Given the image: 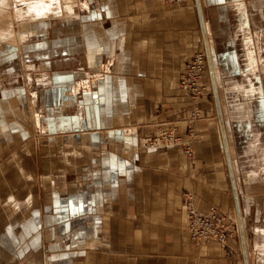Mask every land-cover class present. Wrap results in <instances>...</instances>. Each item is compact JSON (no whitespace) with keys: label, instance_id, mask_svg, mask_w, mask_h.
Segmentation results:
<instances>
[{"label":"crops","instance_id":"obj_1","mask_svg":"<svg viewBox=\"0 0 264 264\" xmlns=\"http://www.w3.org/2000/svg\"><path fill=\"white\" fill-rule=\"evenodd\" d=\"M200 1L248 261L264 264V0ZM50 2L45 16L15 19L18 43L0 55L7 64L0 76L14 81L0 85V264H246L211 73L194 107L177 85L192 56L206 50L197 1ZM21 20L33 27L21 29ZM244 35L256 43L255 74ZM219 71L227 92L246 97L237 112L228 105L229 117ZM237 76L248 83L232 85ZM253 96L256 113L239 116ZM194 115V153L142 148L144 136L170 123L188 139ZM248 123L257 128L247 132ZM238 134L247 139L243 158ZM185 191L202 212L229 218L237 235L227 248L192 240Z\"/></svg>","mask_w":264,"mask_h":264},{"label":"built area","instance_id":"obj_2","mask_svg":"<svg viewBox=\"0 0 264 264\" xmlns=\"http://www.w3.org/2000/svg\"><path fill=\"white\" fill-rule=\"evenodd\" d=\"M169 7L184 6L188 0H163ZM206 53L204 51L196 52L179 77L178 86L183 89L189 98L197 99L203 93L205 88L201 85L207 74ZM148 149H161L168 146L184 147L185 152L190 155L192 152L191 143L185 141L182 136L176 133V129L165 127L157 135L151 136L146 140ZM184 205L187 212V232L192 240L197 244H205L215 241L226 245L232 233L229 218L224 214L211 211L203 213L195 205V195L190 191L184 192ZM232 227V226H231Z\"/></svg>","mask_w":264,"mask_h":264},{"label":"rangeland","instance_id":"obj_3","mask_svg":"<svg viewBox=\"0 0 264 264\" xmlns=\"http://www.w3.org/2000/svg\"><path fill=\"white\" fill-rule=\"evenodd\" d=\"M8 1V0H7ZM188 1H190V0H188ZM11 4V6H10V8H9V6H7L8 7V10H7V12H9L10 11V14H11V12H13L14 10H15V4L12 2V0H9V5ZM11 7H13V10H11ZM18 7V6H17ZM181 7H183V6H181ZM21 8V7H20ZM4 9V8H3ZM5 12V11H4ZM6 12V13H7ZM6 13H4V14H6ZM2 15V14H1ZM7 17H5V15H3V16H0V22L3 20V22L5 21V22H9V20H7L6 19ZM17 19H19V18H17ZM11 20V19H10ZM16 22H18V21H16ZM15 22V23H16ZM6 23V24H7ZM1 34V33H0ZM202 51H204L205 52V50H202ZM206 53V52H205ZM0 55H2V51H1V53H0ZM206 63H207V73L209 74V76H210V73H209V66H208V59L206 60ZM5 63H3V61L1 60V58H0V71H1V73H2V69L4 68V66H6L7 64H5ZM207 74V75H208ZM180 75H181V73H179V75H178V79H177V85H178V81H179V77H180ZM204 81V80H203ZM201 82V85L205 88V90L203 91V93L202 94H200L199 95V97L197 98V99H191V98H189V102H190V106L192 105L193 107H194V103L196 102V104H197V102L199 101V98L202 96V95H204L207 91H208V88H206V84L204 83V82ZM232 81L234 82L232 85H237V84H240V83H245V82H247L248 83V81H246L244 78L242 79V77L241 76H237L236 78H234V79H232ZM231 80L229 81V82H232ZM13 82L14 81H12V80H9V76H0V85H3L4 86V84L5 85H8V84H13ZM229 82H227V83H229ZM251 84H253L251 81H250V85ZM218 85H219V88H220V91H221V100H222V102H223V104H224V110H225V112L227 113V116H228V105L230 106V109H232L233 110V113H234V111H239L240 110V106H239V104L237 103V101L239 100V99H241V100H243V99H245L246 97L243 95V93L240 91V90H238V88L235 90V91H231V90H228V92H227V87H226V73H224V72H218ZM254 87V85L251 87V88H253ZM250 88V89H251ZM228 89H229V87H228ZM253 90H255L254 88H253ZM246 92V91H245ZM257 96H253L252 97V100H251V102H250V107H249V109H247L246 111H244L243 113H241V114H238L239 116H242V115H252L253 113H256L255 112V102L253 101V99H255ZM194 102V103H193ZM234 102V107L232 106L231 107V105H230V103H233ZM192 107V108H193ZM233 113H231V114H233ZM236 114V113H235ZM229 117V116H228ZM197 117H195V115L193 116V117H189V120H188V122H189V125H188V128H187V130H188V132H189V138L188 139H184V137L180 134V132H181V130H180V126L178 125V124H176V123H170L169 124V127H172V128H175L176 129V133L179 135V136H182V138L185 140V141H187V140H189L190 141V143H191V147H192V152L194 153L195 152V149H196V147H195V140H196V136H197V132H196V124H195V121H197ZM253 123V122H252ZM242 125V124H241ZM250 126V128L248 129V127H246V126H243V128L245 129V130H247V132H253L256 128H257V126H253V129H252V124H247V126ZM166 127V126H165ZM255 127V128H254ZM164 128H159L158 130H157V132H152L151 133V135H148V136H144L143 137V139H142V148H145L146 150L148 149L147 148V145H146V140L148 139V138H151V136H155V135H157L161 130H163ZM239 129H241V127L239 128ZM236 130V131H240V132H242L241 130ZM254 133H256V131L254 132ZM238 135L240 136V137H238ZM238 135H236L237 137H238V140H236V145H237V150H238V153L240 154V156L243 158L244 157V153H245V151H246V148H244V145H243V141H246L247 139H245V138H243V136H242V134H238ZM191 136V137H190ZM258 146V145H257ZM256 146V147H257ZM174 148H177V149H181V151L182 152H184L185 154H187L186 152H185V150H184V147L182 146H180V147H176V146H168V147H166V148H161L160 150H167V149H174ZM148 150H150V149H148ZM159 150V149H158ZM188 155V154H187ZM240 156L238 157V159H240ZM186 192V191H185ZM191 193H193L194 195H195V193L193 192V191H190ZM195 199H196V195H195ZM203 213H205V212H203ZM230 229H231V231H232V233H233V231H235L234 233H236V229L234 230V228L233 227H231L230 226ZM237 235V233L235 234V235H233V236H230V238H229V240L227 241V243H226V245H222V244H220L222 247H225V248H227V244L229 243V241L231 240V239H233L235 236Z\"/></svg>","mask_w":264,"mask_h":264},{"label":"bare ground","instance_id":"obj_4","mask_svg":"<svg viewBox=\"0 0 264 264\" xmlns=\"http://www.w3.org/2000/svg\"><path fill=\"white\" fill-rule=\"evenodd\" d=\"M50 1L51 0H12V2L15 4L14 5L15 6V10L14 11L16 13H14V11H13L10 14V11L7 12V10H8L7 6H11V4L9 5V0L8 1L7 0H0V16L5 15V17H7L6 19L9 20L8 23L5 22V21L3 22V20L0 22V33H1L0 35L4 36V43L0 45V53H1V51H7L9 53H12V49H14L16 47V42L18 43V41L16 39H18L19 33L16 32L15 30H13V28H12L13 23L15 24V22H16L15 19L16 18L29 17V16H31V14L35 15L36 17H39V18H40V16H45L46 14H48V13H50L52 11L51 2ZM18 5H21V8L17 7ZM235 6H237L238 13L241 15V18H242L241 23H240L241 24L240 27L243 28L244 30H247L248 27L246 26V24L248 22H246L245 19L248 16V14L246 12V7H245L243 2L236 3ZM67 8H69V7H67ZM11 10H13V7H11ZM56 11H58L57 13L60 12L59 9H56ZM4 13H6V14H4ZM36 19L37 18H35V20ZM21 21L23 22V24L21 23V25H19V27H21V29L24 28L25 30L26 29L28 30V29H31L33 27V26H31V23L29 21H23V20H21ZM26 22H29V23H26ZM34 25H35V23H34ZM36 26L37 25H35V27ZM44 26H46V25H44ZM245 27H247V28L245 29ZM244 36L246 37V35H244ZM245 40H246L245 47L247 46V48H246L247 49L246 58H247V60L249 62V67H250V65H253V68L252 67L250 68L251 69L250 72H252V74H255V69H256V67H258V64H259V58L257 57V53L253 50V47H252L253 45H251V44L253 43L255 45L256 43L254 42V39L250 35L247 36L245 38ZM251 40H253V41L250 42ZM214 73H215V71H214ZM258 78H259V80H261L263 77L258 75ZM256 80H257V78H256ZM252 86H253V84H251V85L249 84L250 88ZM253 88L255 89V87H253ZM260 89L264 91V88L263 89L260 88ZM259 92H260V90H259ZM229 153H230V148H229ZM262 232L264 233V229H262ZM245 234H246V232H245Z\"/></svg>","mask_w":264,"mask_h":264},{"label":"water","instance_id":"obj_5","mask_svg":"<svg viewBox=\"0 0 264 264\" xmlns=\"http://www.w3.org/2000/svg\"><path fill=\"white\" fill-rule=\"evenodd\" d=\"M197 1L198 14L200 16L201 30H203V41L205 44L206 59H208L209 73H211L212 88H214L215 102L217 103L218 117L221 122V131H223L224 146L226 147L227 160L229 161V170L232 177V187L234 189L235 204L237 208V218L239 221V233H241L242 247L244 251V261L249 264L248 261V249L246 247V234L244 232V223L241 215V203H239L238 189H236L235 174L233 173L232 160L230 159L229 146L227 141V134L225 131L224 117H222L221 102H219V92L216 83V73H214V62L211 56V47L209 44L207 30L205 29L204 15H202L201 1Z\"/></svg>","mask_w":264,"mask_h":264}]
</instances>
